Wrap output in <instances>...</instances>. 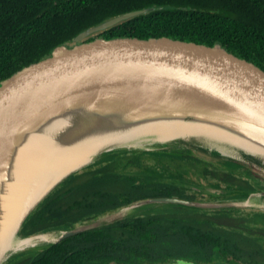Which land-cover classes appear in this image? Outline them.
Masks as SVG:
<instances>
[{"label":"trees","instance_id":"trees-1","mask_svg":"<svg viewBox=\"0 0 264 264\" xmlns=\"http://www.w3.org/2000/svg\"><path fill=\"white\" fill-rule=\"evenodd\" d=\"M146 7L155 10L83 42L166 37L219 44L264 71V0H0V82L57 46L70 44L80 32ZM184 161L199 165L197 158L180 152L102 154L56 185L24 219L18 236L70 230L145 199L193 201L169 179L172 166L179 170ZM224 167L241 169L236 164ZM203 174L230 191L221 199L264 191L229 171L205 168ZM201 211L212 217L202 218L195 208L152 206L61 242L24 249L3 264H264L263 211Z\"/></svg>","mask_w":264,"mask_h":264},{"label":"water","instance_id":"water-1","mask_svg":"<svg viewBox=\"0 0 264 264\" xmlns=\"http://www.w3.org/2000/svg\"><path fill=\"white\" fill-rule=\"evenodd\" d=\"M154 10V7H146L105 20L77 34L70 44L57 46L49 56L23 67L0 82V177L8 148L15 144L18 136L33 129L48 116L88 100L104 103L102 110L111 109V103H126L127 99L120 97L121 94H132V100L138 99L136 102L143 103L137 112L140 118L211 119L224 123L228 130L238 135H250L264 143V71L234 56L219 44L209 47L166 37L146 40L97 38L83 42L85 38L117 23ZM95 99L98 100L95 102ZM93 108L100 109L101 106L93 105ZM180 146L193 149L189 145ZM111 151L116 150L101 152L92 159L91 164L102 154ZM205 154L215 158V155ZM228 162L240 165L244 170L250 166L263 167L260 162ZM91 164L55 182L26 211L19 228L56 185ZM261 199L264 205V191L249 193L243 198L209 201L156 197L125 208L177 205L198 210H221L248 207L249 201ZM103 217L57 232L56 240L48 245L120 220L104 222ZM35 247L38 246H27L19 251Z\"/></svg>","mask_w":264,"mask_h":264},{"label":"bare ground","instance_id":"bare-ground-1","mask_svg":"<svg viewBox=\"0 0 264 264\" xmlns=\"http://www.w3.org/2000/svg\"><path fill=\"white\" fill-rule=\"evenodd\" d=\"M131 96L121 94L127 102L111 103L107 110H102L104 103L92 100L66 107L10 145L0 177V264L27 246L56 240L50 233L21 239L18 228L23 215L55 182L91 164L101 152L182 144L196 149L200 144L219 158L260 162L264 167V143L256 138L238 135L224 123L206 118H140L137 112L143 103Z\"/></svg>","mask_w":264,"mask_h":264},{"label":"flooded vegetation","instance_id":"flooded-vegetation-1","mask_svg":"<svg viewBox=\"0 0 264 264\" xmlns=\"http://www.w3.org/2000/svg\"><path fill=\"white\" fill-rule=\"evenodd\" d=\"M148 151H166L168 153H182L185 155L190 156L191 158L194 157L195 159L197 158L199 165H196L195 167L191 166L190 164H188L187 162L183 163V165L181 166V169H175V166H172V172L174 173L173 179L169 178V176L167 178L173 180L175 182V184L178 187L184 188V192L186 193L187 196L189 197H193V201H209V200H218L221 199L222 196L224 195H229L230 191L228 189H226L225 187H220L218 181L216 179H212L209 177L208 175H204V171L205 168H207L209 171H219V172H228L235 175L236 177H238L236 175L237 172H239V170L241 169H229L227 167H224V165L226 166V164H229L230 162H228V160H222V159H218L217 156H215V158H210L209 156H207L205 154L204 151L199 150V151H195L193 149L190 148H185V147H180V148H170V149H163L161 147L155 148V149H145L143 150V152H148ZM203 155H206L208 158L216 161V163H219V165H221L222 168H224L223 170H217L213 165H210L209 163H207V160L201 159L203 158ZM201 157V158H200ZM191 162H193L192 160H190ZM176 165L178 164L177 162H175ZM165 178V179H167ZM205 178H210L211 180H213L212 182H214V185L211 187H205L202 185V183H200V180L205 179ZM238 178H242L245 180H249V178L247 176L241 175ZM250 181V180H249ZM251 183V182H250ZM225 186V185H223ZM260 192V191H259ZM238 193V192H237ZM220 197V198H219ZM252 210V209H251ZM199 214L201 215L202 218H211L212 216L208 213L202 212L201 210H198Z\"/></svg>","mask_w":264,"mask_h":264},{"label":"rangeland","instance_id":"rangeland-1","mask_svg":"<svg viewBox=\"0 0 264 264\" xmlns=\"http://www.w3.org/2000/svg\"><path fill=\"white\" fill-rule=\"evenodd\" d=\"M179 147H181V146H179ZM196 149L202 150V151H204L206 153L208 151H211V149L209 147H205V146L200 145V144H198V147ZM216 153L218 154L219 152L216 151ZM201 159L207 160V163H209L210 165L214 164L215 165L214 167L217 170H223L224 169V168L221 167V165H219V163H216V161L208 158L206 155H203V158H201ZM231 161H233V160H231ZM242 168L243 167H241V170H239V172L236 173V175L238 177H240L241 175L247 176L249 178L250 182L253 185L257 186L258 188L259 187H264V168L263 167L250 166L249 169H247V170H244ZM164 177H166V176H164ZM172 179H173V177H172ZM212 181L213 180H211L210 178H205V179L200 180V183H202V185L205 186V187H211V186L214 185V182H212ZM262 202H263L262 199L259 200V201L257 200L255 202L254 201H249V203L246 202V203H248L249 206L241 208V209H249V210L252 209V210H257V211H263L264 212V205L262 204ZM151 207L152 206H146V207H140V208H125L122 211H120V213L116 212V213H113V214L111 213V214L105 215L103 217L104 218L103 221L104 222H111V221L116 220V219L129 217V216H132L134 214H138L140 212H144L145 210H148ZM50 234H52V235H54L56 237H58V235H59L57 232H50ZM48 244L49 243H40V244H37L35 246H38V247L39 246H46Z\"/></svg>","mask_w":264,"mask_h":264}]
</instances>
